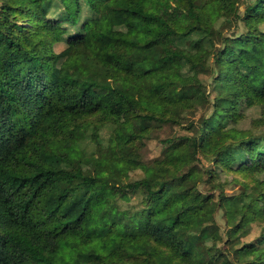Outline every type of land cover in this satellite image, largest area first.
Returning a JSON list of instances; mask_svg holds the SVG:
<instances>
[{
  "label": "trees",
  "instance_id": "trees-1",
  "mask_svg": "<svg viewBox=\"0 0 264 264\" xmlns=\"http://www.w3.org/2000/svg\"><path fill=\"white\" fill-rule=\"evenodd\" d=\"M244 1L3 0L0 264H264V0L241 12ZM174 12L194 19L172 20ZM65 36L54 67L48 44ZM251 107L261 118L244 128ZM161 122L184 124L188 134L165 141L153 183L122 156ZM106 125L107 143L93 150L71 137ZM222 172L242 191L228 195L217 182L216 200L201 186ZM113 195L137 196L138 206L124 211ZM158 204L160 225L146 220ZM256 224L258 242L238 248L239 233Z\"/></svg>",
  "mask_w": 264,
  "mask_h": 264
},
{
  "label": "rangeland",
  "instance_id": "rangeland-1",
  "mask_svg": "<svg viewBox=\"0 0 264 264\" xmlns=\"http://www.w3.org/2000/svg\"><path fill=\"white\" fill-rule=\"evenodd\" d=\"M254 0H245L242 4L241 12L244 11V8L247 4V2H252ZM3 0H0V6L2 4ZM55 15L58 14V11L54 13ZM172 20L180 19L184 22L192 21L194 19V16L189 13H182V12H174L170 15ZM203 22L211 25L213 24V18L210 14L205 13L202 15ZM232 31H238V37H240L243 33L246 32V28L243 25H240L239 27L235 28ZM230 31L229 33H232ZM66 39L67 36L63 37L62 39H54L48 44V51L50 52L51 57V64L52 66L56 67L58 64H60L61 61V52L66 48ZM227 57H231V54L228 53ZM169 65H176L179 66L180 63H171ZM195 81V76L190 74L188 75L187 83H193ZM208 109H199L197 111L196 119L199 120L200 117L207 112ZM212 111V110H210ZM244 119L241 122V126L244 128H252L253 121L256 119L261 118V109L256 107H251L244 111ZM160 127L157 128V131L153 135L151 139L145 140L144 145H137L134 150L129 155L122 156V160L129 162L135 169H139L137 173H132L135 175V177H139L141 172H144L147 174V176L151 179L153 183L156 182L155 180V174L153 169L151 168L152 163L158 159L162 158L164 156V152L169 147L166 146L165 141L166 140H172L175 138H182L183 136H186L188 134V130L186 129V126L184 124L180 123H167V122H161ZM92 132L94 136H89V132ZM112 133V128L110 126H96L94 129L89 128H79L76 129L72 134L71 137L75 140H78L81 145L86 147L88 150L95 149V146L98 142H104L107 143L110 134ZM117 138L121 140L122 142L127 140V137L117 135ZM141 171V172H140ZM135 172V171H134ZM234 174L231 172H222L219 175L216 176V178L210 182L206 183L205 185H202L201 188L205 190L206 193H213L215 194V199H218V194H221L223 191H219V188L216 187L217 182H221L223 187L225 188V192L228 195H238L242 191V185L239 182H236L233 180ZM245 178L239 177L238 180L242 181ZM214 183V185H213ZM202 192H197L194 195H192L190 198L186 201V208L190 210H194L198 207L199 201H200V195H203ZM109 195V194H108ZM108 198H117L116 202L119 204V206L124 211H130L132 209L133 204L138 206L139 198L136 196H126V197H120L118 198L117 195L113 196H107ZM91 204H96L99 199L91 194L90 198ZM159 207L155 208L153 210L148 211V216L146 217V220L149 219L155 224H161L162 223V217L163 213H161L162 206L161 204H158ZM76 212L81 211V205L75 204V207L73 208ZM102 210L103 206L96 211L97 216H102ZM101 211V212H99ZM210 217V216H209ZM211 218V217H210ZM214 218L217 223H219L221 228V233L223 234V241L227 240L226 236V226H227V217L225 215L224 209L219 208L218 211L214 214ZM106 221V220H105ZM145 221V220H144ZM104 231H107L108 228L105 226L103 228ZM250 230V231H249ZM102 233H105L101 231ZM260 233L261 228L256 224L253 225L251 229L249 227H244V229L239 233V239L238 242V248L243 246L244 244L248 243H257L260 239ZM220 245L223 248H226L227 245L225 244V241L220 243ZM264 249V246L262 247ZM234 258V255L232 256ZM219 264H235L231 260L224 261L222 260L219 262Z\"/></svg>",
  "mask_w": 264,
  "mask_h": 264
}]
</instances>
